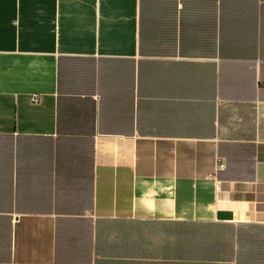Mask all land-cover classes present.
Here are the masks:
<instances>
[{
  "label": "crops",
  "instance_id": "crops-1",
  "mask_svg": "<svg viewBox=\"0 0 264 264\" xmlns=\"http://www.w3.org/2000/svg\"><path fill=\"white\" fill-rule=\"evenodd\" d=\"M0 264H264V0H0Z\"/></svg>",
  "mask_w": 264,
  "mask_h": 264
},
{
  "label": "built area",
  "instance_id": "built-area-1",
  "mask_svg": "<svg viewBox=\"0 0 264 264\" xmlns=\"http://www.w3.org/2000/svg\"><path fill=\"white\" fill-rule=\"evenodd\" d=\"M37 99H38V98H35V97H34V100H37Z\"/></svg>",
  "mask_w": 264,
  "mask_h": 264
}]
</instances>
